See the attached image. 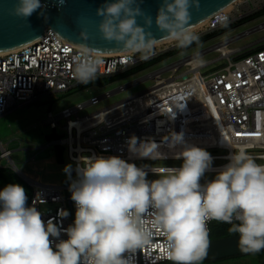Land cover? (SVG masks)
I'll return each instance as SVG.
<instances>
[{"label": "clouds", "instance_id": "9594fccd", "mask_svg": "<svg viewBox=\"0 0 264 264\" xmlns=\"http://www.w3.org/2000/svg\"><path fill=\"white\" fill-rule=\"evenodd\" d=\"M192 7L198 8L199 0H162L153 19L137 0H106L97 9L98 30L105 41L147 59L161 39L150 31L153 24L179 48L199 43L190 23ZM40 8L41 0H18L14 15L27 18ZM217 19L227 22V17ZM81 37L88 38L84 32ZM102 63L98 54L78 58L75 78L90 82ZM166 141L170 147L184 145L176 157L182 164L151 168L158 176L154 180L147 179L144 167L119 156L86 157L77 168L78 179L70 184L76 211L66 229L52 219L45 223L37 208L28 206L23 186L6 185L0 190V264H134L133 254L149 245L156 232L164 238L172 264H200L210 244L209 220L230 225L242 252L264 250V164L241 148L202 184L212 165L210 153L186 145L182 132L171 133ZM127 147L138 158H161L160 145L150 139L132 136ZM62 231L68 238L53 247L52 238L58 239Z\"/></svg>", "mask_w": 264, "mask_h": 264}, {"label": "built area", "instance_id": "2783aa9c", "mask_svg": "<svg viewBox=\"0 0 264 264\" xmlns=\"http://www.w3.org/2000/svg\"><path fill=\"white\" fill-rule=\"evenodd\" d=\"M230 6L229 10L209 16L203 25L193 31L201 38L214 32H219L214 35L217 36L235 29L246 22L243 20L261 10L264 0H237ZM217 15L227 17L226 24L221 23ZM262 30L264 22L223 39L212 47L218 51L219 45L223 44L229 47V52H220L221 60L204 61L198 51L172 60L186 50L177 47L175 41L157 44L154 54L147 59H142L140 53L128 51L94 53L62 39L47 27L38 39L17 49L0 52V117L47 95L57 97L74 89L101 86L103 79L132 75L155 67L129 84L100 96H92L88 101L64 108L59 113H53L50 104L45 122L51 131L55 130L57 137L48 140V146L54 147L55 151L60 146L62 152L66 148L68 158L75 163L73 172L77 179V168L84 166L86 157L119 156L129 163L146 160L149 158H138L129 153L128 139L136 136L139 140H153L160 145V151L171 148L166 140L173 132H182L186 145L195 144L204 150H222L221 153H210L213 160H223L217 164L219 166L228 163L230 154L241 148L255 160H263L259 163L264 164V36L246 45L250 47L245 51L241 50L244 46H230L242 35ZM86 54H98L103 63L95 79L85 84L75 78L74 66L78 58ZM147 79L152 80L148 88L81 115L86 107L97 105L114 92ZM4 157L10 158V150H2L0 158ZM160 159L177 158L161 155ZM138 167L153 173L151 168L177 166ZM220 170L206 173H218ZM205 182L201 181L202 184ZM31 184L34 189L28 206L36 207L45 223L52 219L62 229L73 224L76 208L68 183ZM69 201L72 210L68 207ZM61 211L68 215H60ZM214 221L207 222L208 233ZM67 238L62 231L58 239L52 238L53 247L59 240ZM132 258L134 264L170 261L164 238L158 232L152 242L138 249Z\"/></svg>", "mask_w": 264, "mask_h": 264}, {"label": "rangeland", "instance_id": "374dc122", "mask_svg": "<svg viewBox=\"0 0 264 264\" xmlns=\"http://www.w3.org/2000/svg\"><path fill=\"white\" fill-rule=\"evenodd\" d=\"M262 22H264V15L246 21L245 23L236 26L235 29L233 28L217 36L210 34L207 39L185 48V51L175 55L172 60H177L187 54H192L197 51L202 53L201 59L204 61H210L213 59L221 60L222 57L220 52L212 47L214 44L219 43L225 38L240 34ZM262 36H264V30L242 35L235 39L230 46L234 48L244 46L241 50L245 51L250 47L246 45L256 41ZM151 69L136 72L132 75L128 74L127 76L103 79L100 81L102 84H100L101 86H89L86 88L74 89L69 94L59 95L57 97L47 95L36 102L27 103L14 109L6 116L0 117V145L5 149L10 150V158L16 166L34 182L40 184L62 185L63 181L67 180L68 186H70V184L77 179L73 172L75 163L68 158L66 148H64L62 152V162H60L56 156L54 147L48 146V140L45 138L46 135L51 132L49 124L45 122L50 104H52L53 113H59L64 108L88 101L92 96H100L106 92L113 91L122 85L129 84L149 73ZM151 84V79L133 83L125 89L114 92L110 96L101 100L99 104L86 107L80 113L81 115L88 114L104 106L123 100L148 88ZM58 132L60 134L63 133L61 130H58ZM1 146L0 154L2 152ZM205 151L208 153L223 152L222 150L216 149ZM262 161L263 160H256L257 163ZM222 162L223 160H212V165L220 164ZM135 164L137 166H180L182 164V159L136 160ZM0 165H8L11 167L9 165V159L6 157L0 158ZM68 165L71 166L70 172L65 171V167ZM216 174L217 173H205L201 181L211 180ZM157 178L158 176L156 174L148 173L147 179L154 180ZM25 182L34 187L30 182ZM226 229H228V227L225 228L220 225H212L211 231L209 232V239L215 233L224 232ZM200 264H264V250L258 253L238 254L236 256L217 259L212 262L202 260Z\"/></svg>", "mask_w": 264, "mask_h": 264}, {"label": "water", "instance_id": "95a60500", "mask_svg": "<svg viewBox=\"0 0 264 264\" xmlns=\"http://www.w3.org/2000/svg\"><path fill=\"white\" fill-rule=\"evenodd\" d=\"M17 2L18 0H0V51L11 50L38 39L47 27L62 39L92 50L101 52L124 50L121 46L102 39L98 30L101 18L97 15V9L101 8L106 0H64L62 5L59 0H41L42 8L27 18L14 15ZM161 2L162 0H137L142 11L152 16L153 19ZM232 2L235 0H199V7L190 9L192 16L190 23L193 26L221 11ZM138 22L143 23L141 18H138ZM150 31L157 39H163V34L158 31L155 24ZM81 32L87 34L86 40L81 37ZM56 137V132L52 129L45 138L50 140ZM1 148L4 149L2 146ZM56 156L62 162V147H56ZM9 165L22 180L36 183L29 179L10 158ZM67 183V180L63 181L64 185ZM0 190H2L1 187ZM68 207L72 210L70 201ZM209 240L207 255L203 259L205 261L247 254L240 250L237 234ZM160 264H172V262L167 261Z\"/></svg>", "mask_w": 264, "mask_h": 264}, {"label": "trees", "instance_id": "16d2710c", "mask_svg": "<svg viewBox=\"0 0 264 264\" xmlns=\"http://www.w3.org/2000/svg\"><path fill=\"white\" fill-rule=\"evenodd\" d=\"M264 15V7L259 10L258 12H256L255 14L251 15L250 17L246 18L245 20H243V22L252 19V18H256V17H260ZM219 32H214L211 35H215ZM210 35V34H208ZM203 36L202 38H199V42L203 41L205 39H207V37L209 36ZM245 52H243L244 54ZM242 54V55H243ZM110 79V78H109ZM105 84V83H104ZM102 85V84H101ZM8 184H20L21 186H23L26 190L27 196H28V201L27 203L29 204L30 199L32 197L33 194V187L30 186L29 184H27L24 180H22L13 170L11 167L7 166H2L0 165V187L1 189H3L6 185ZM212 225H216V226H222V227H228V229H226L224 232H220V233H215L210 239H216V238H221V237H225V236H230V235H235L234 233H231L229 231L230 225L223 223V222H219V221H214ZM211 231V230H210ZM215 261V260H214ZM212 262V261H209Z\"/></svg>", "mask_w": 264, "mask_h": 264}, {"label": "bare ground", "instance_id": "6f19581e", "mask_svg": "<svg viewBox=\"0 0 264 264\" xmlns=\"http://www.w3.org/2000/svg\"><path fill=\"white\" fill-rule=\"evenodd\" d=\"M235 1H237V0H235ZM233 4V2L232 3H230L229 5H226V7H224L222 10L224 11H226V10H229L230 8H231V6L230 5H232ZM206 21V19L205 20H203V21H201V22H199V23H197V24H195V25H193L192 27H193V30H195V29H197V28H199L201 25H203L204 24V22ZM171 41H173V40H168V39H161V40H159V43L158 44H161V43H167V42H171ZM25 45V44H24ZM23 46V45H22ZM81 47H83V46H81ZM17 48H19V47H17ZM17 48H14V49H17ZM83 48H85V49H87V50H89V51H92V52H94V53H97L96 52V50H92V49H89V48H86V47H83ZM11 50H13V49H11ZM217 50L219 51V52H223V53H227V52H229V47L228 46H225V45H219V47L217 48ZM7 51H9V50H7ZM123 51H127V50H117V51H106V52H101V51H99L98 53H102V54H114V53H120V52H123ZM0 52H6V51H0ZM195 63V62H194ZM193 146H196V147H199V146H197V145H193ZM183 147L184 146H177V147H171V148H165V149H163V150H160L159 152L161 153V155L162 156H169V155H172V156H176L177 157V153L178 152H180L182 149H183ZM200 148V147H199ZM159 150V149H158ZM233 153V152H232ZM231 153V154H232ZM225 164H227V163H223V165H221V166H219V165H211V167H210V169L208 170V171H213V170H216V169H221L220 167H223ZM177 167H179V166H177Z\"/></svg>", "mask_w": 264, "mask_h": 264}, {"label": "crops", "instance_id": "0c3cea01", "mask_svg": "<svg viewBox=\"0 0 264 264\" xmlns=\"http://www.w3.org/2000/svg\"><path fill=\"white\" fill-rule=\"evenodd\" d=\"M6 116V115H5Z\"/></svg>", "mask_w": 264, "mask_h": 264}, {"label": "flooded vegetation", "instance_id": "af4514ba", "mask_svg": "<svg viewBox=\"0 0 264 264\" xmlns=\"http://www.w3.org/2000/svg\"><path fill=\"white\" fill-rule=\"evenodd\" d=\"M56 152V151H55Z\"/></svg>", "mask_w": 264, "mask_h": 264}]
</instances>
